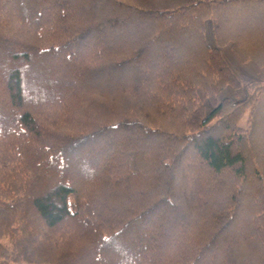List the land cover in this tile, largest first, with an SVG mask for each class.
<instances>
[{
    "label": "trees",
    "instance_id": "trees-1",
    "mask_svg": "<svg viewBox=\"0 0 264 264\" xmlns=\"http://www.w3.org/2000/svg\"><path fill=\"white\" fill-rule=\"evenodd\" d=\"M226 47L264 68V0H0V264H264V81L218 103Z\"/></svg>",
    "mask_w": 264,
    "mask_h": 264
},
{
    "label": "rangeland",
    "instance_id": "rangeland-1",
    "mask_svg": "<svg viewBox=\"0 0 264 264\" xmlns=\"http://www.w3.org/2000/svg\"><path fill=\"white\" fill-rule=\"evenodd\" d=\"M101 11H102V13L106 12L105 10H101ZM205 32H206V39L208 41V44L211 47H214V40H213L211 24L207 23L206 28H205ZM220 53H221L222 58L224 59V61L226 62V64L230 68V70L232 71V73L236 76V78L240 82L241 89H239L238 91H233L229 88H226L224 90V92H222V94L217 96V102L221 103L224 99H226L232 103L242 101L245 98V93L243 90L244 86H246L250 82H254V81L263 82L264 81V68L263 69H257L255 67V65L252 63H248V64H244V65L238 64L236 62V60L233 58L232 54L230 53L228 47L221 49ZM237 71L243 72L242 78H239ZM112 85H113V82L110 79V81L107 80V82H102V84H101V82L95 83V84L93 83V84H91V87L112 89V87H111ZM205 109H206V113L210 114L213 110V107L207 102L205 104ZM247 116H248V114L246 112L238 122V126L242 129H245V130H247V128H248ZM211 123H212V121L209 122V124H211ZM58 181L57 180L53 181V178L49 177V178H47V181L44 184L45 185L44 188L50 187V185H52V184H57ZM44 191H41V194H43ZM242 208L243 207L240 206L239 210H242Z\"/></svg>",
    "mask_w": 264,
    "mask_h": 264
}]
</instances>
